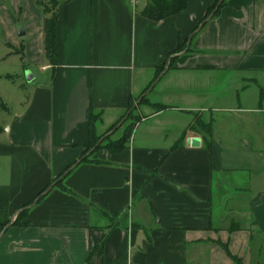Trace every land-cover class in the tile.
I'll list each match as a JSON object with an SVG mask.
<instances>
[{
  "label": "crops",
  "instance_id": "0c3cea01",
  "mask_svg": "<svg viewBox=\"0 0 264 264\" xmlns=\"http://www.w3.org/2000/svg\"><path fill=\"white\" fill-rule=\"evenodd\" d=\"M216 1L156 23L144 0H65L53 64L38 2L0 0V41L41 75L0 127V264H234L226 249L263 264L264 177L237 160L244 139L254 158L264 147V0H227L147 92L125 151L101 150L28 206L80 160L91 117L98 135L116 124ZM195 120L211 124L210 149ZM25 207L29 225L13 226Z\"/></svg>",
  "mask_w": 264,
  "mask_h": 264
},
{
  "label": "trees",
  "instance_id": "16d2710c",
  "mask_svg": "<svg viewBox=\"0 0 264 264\" xmlns=\"http://www.w3.org/2000/svg\"><path fill=\"white\" fill-rule=\"evenodd\" d=\"M221 0H217L215 4L210 7L201 21V24L206 21L213 13L214 15L211 17L210 20L216 18L221 9L226 5L227 0H223L221 3ZM46 2L43 1H38V5L42 8L43 14L45 16L44 19V45H45V52L49 60L55 64L56 58H57V23H58V9L53 11V9H50L46 7L44 4ZM52 3V2H51ZM53 4V3H52ZM188 5V0H148V3L146 7L141 11V15L145 18H147L150 21L153 22H160L163 21L169 17L176 16L182 12H184L187 9ZM58 7V5L56 4ZM209 21H206L204 26L208 23ZM203 26V27H204ZM202 27V28H203ZM200 26H198L194 32H196ZM193 32V33H194ZM197 33L193 35V38L196 36ZM189 39L186 41L182 42L179 48L177 49V52L171 53L169 55V59L174 55V54H179L183 52L185 49H187V52L191 51V47L189 46L187 48ZM174 59L171 58L168 60L165 65L162 67L158 68L156 70V76L153 80V82L146 88V90L141 94L139 98L136 100H130L129 104L127 106V110L125 115L116 123L114 124L111 128H109L104 134L98 135L96 133V127L95 123L98 121L99 116L93 115L91 117V121L89 124V132H90V142L86 146L85 151L83 155L80 158V163H85V162H91V163H103V161L94 159V155L101 150H108L111 153L114 154H119L125 151L127 148V145L130 143L132 139L133 132L135 130V127L137 123L140 121L139 120H132V123L127 125L123 135L117 139V140H112V135L115 134L129 119H132V117H135L137 107H140L143 104H148V94L147 92L152 88V86L155 87L156 83L160 80L162 77L161 75L165 72L166 66L169 65V69L173 68L174 65ZM153 87V89H154ZM138 102L137 106L134 108L136 102ZM3 105V104H1ZM134 108V109H133ZM153 108L156 111H161L166 109L167 107L164 105H153ZM190 131H193L194 133H197L201 136L203 140V146L206 149H210L212 145V126L211 124L205 123L203 120H195L189 127ZM111 133V134H110ZM110 134V135H108ZM106 135H108L106 137ZM104 140L98 145V142L103 139ZM184 147V138L177 142L175 144V148H182ZM92 151L91 153H89ZM76 164V163H75ZM74 164L70 165L61 175H59L54 182L60 180V178L73 166ZM63 186V180L58 181L53 188ZM45 189L43 192H41L37 198H39L38 201H40L43 196L42 194L46 191ZM36 198V199H37ZM36 199L33 200L28 206L32 205L33 203L36 202ZM27 206V207H28ZM27 207L24 208L23 211H21L18 216L16 217L15 221L12 223L13 226H28L29 223L26 222V215L29 211ZM10 223L0 225V234L5 230V228L9 225ZM239 227V226H238ZM227 253L230 255V257L233 259L234 264H244L242 260H240L237 256H233L228 249Z\"/></svg>",
  "mask_w": 264,
  "mask_h": 264
},
{
  "label": "rangeland",
  "instance_id": "374dc122",
  "mask_svg": "<svg viewBox=\"0 0 264 264\" xmlns=\"http://www.w3.org/2000/svg\"><path fill=\"white\" fill-rule=\"evenodd\" d=\"M36 1L46 2L44 5L50 9H53V11L56 12V10L59 7L60 2H63L65 0H36ZM144 2H146V5H147L148 0H144ZM10 3H11V0H8V4ZM56 4L58 5V7L56 6ZM37 6L40 9V11L43 13L42 8L38 4ZM129 6L131 7V9H134V10H138L141 7L139 6V0H130ZM23 29H24V24L20 22L17 26V34L19 35L20 30H23ZM17 51H19L18 48L16 49L10 48L6 46L2 40L0 41V127L2 128H4L5 125L9 124L12 121L11 113H13V110L16 107L17 102L24 101L23 100L24 94H25L24 90L26 88L31 87L32 84H35L36 82H40V79H41L39 66L28 65L22 59L23 54L19 52L17 53ZM29 75L36 76L37 81H35L34 79L32 81H28ZM135 105H137V102ZM139 119H140V116L136 112L135 117L134 118L132 117V119H129V121H127L121 128H124V127L126 128L127 125L132 123V120H139ZM6 129L7 128H5V130ZM108 135H106V137ZM115 136H119V132L118 133L116 132ZM103 140L104 138L98 142V145ZM247 140L248 139H244L243 143L242 142L239 143V146L241 147V151H243V154L240 156V159L237 160V163L238 165H241V167L250 169L253 175L260 174L261 177H264V147H263V144H261L260 146L262 151L256 152V154H254L255 155V158H254L252 156L253 154L252 152L255 150L256 145L250 143ZM241 151H238L237 155L241 154L242 153ZM246 153L251 154V157L253 159L251 160L250 158H248ZM262 263L264 264V254L262 255Z\"/></svg>",
  "mask_w": 264,
  "mask_h": 264
},
{
  "label": "water",
  "instance_id": "95a60500",
  "mask_svg": "<svg viewBox=\"0 0 264 264\" xmlns=\"http://www.w3.org/2000/svg\"><path fill=\"white\" fill-rule=\"evenodd\" d=\"M223 0H221V2H222ZM220 2V3H221ZM214 15V13L208 18V19H206V21H208V20H210L211 19V17ZM206 21H204L201 25H200V28L196 31V32H194L193 33V35L195 34V33H197L203 26H204V24H205V22ZM19 35L20 36H23L24 35V31L23 30H20V33H19ZM193 35L190 37V39H189V41H188V44H187V48L190 46V42H191V40H192V38H193ZM184 52H187V49H185L184 50ZM168 65H167V68H166V70L168 69ZM165 73V72H164ZM163 73V74H164ZM163 74L161 75V76H163ZM34 79V77L32 76V75H29L28 76V81H32ZM137 104H138V102H137ZM137 105H135L134 106V108L136 107ZM133 108V109H134ZM188 145L189 146H194V147H196V146H199L200 145V140H198V139H194V140H191V139H189L188 140ZM92 151H90V153H91ZM80 163V160L78 161V162H76V164H74L61 178H60V180L64 177V176H66L69 172H71L72 171V169L75 167V166H77L78 164ZM60 180H58V181H60ZM58 181H56V182H54L43 194H42V196L43 195H45L46 193H48L52 188H53V186L58 182ZM39 200V198H37L36 199V202ZM8 227V226H7ZM7 227L5 228V230L7 229ZM4 230V231H5ZM4 231L0 234V237H1V235L4 233Z\"/></svg>",
  "mask_w": 264,
  "mask_h": 264
}]
</instances>
